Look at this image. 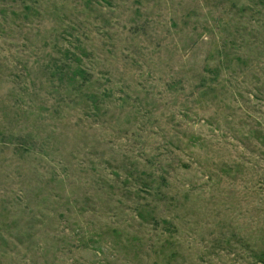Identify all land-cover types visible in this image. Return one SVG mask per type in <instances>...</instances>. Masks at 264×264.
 I'll return each instance as SVG.
<instances>
[{
    "label": "rangeland",
    "instance_id": "obj_1",
    "mask_svg": "<svg viewBox=\"0 0 264 264\" xmlns=\"http://www.w3.org/2000/svg\"><path fill=\"white\" fill-rule=\"evenodd\" d=\"M0 264H264V0H0Z\"/></svg>",
    "mask_w": 264,
    "mask_h": 264
}]
</instances>
